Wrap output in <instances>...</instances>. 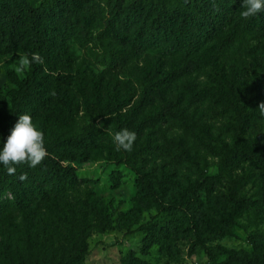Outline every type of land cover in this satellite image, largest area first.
<instances>
[{
  "label": "trees",
  "instance_id": "16d2710c",
  "mask_svg": "<svg viewBox=\"0 0 264 264\" xmlns=\"http://www.w3.org/2000/svg\"><path fill=\"white\" fill-rule=\"evenodd\" d=\"M243 10L242 0H0V54L39 53L44 59L22 77L6 70L15 87L0 122V148L22 114L42 117L62 130L45 138L48 156L37 167L16 165L15 173L8 174L0 165V211L20 209L25 221L40 210L61 211L63 196L83 181L65 161H74L108 136L89 121L74 128L76 116L79 111L92 118L110 116L114 132L126 128L137 134L133 150L119 151L114 160L134 172L136 192L163 213L137 225L142 253L150 241L185 224L192 244L205 253L200 264H264V237L247 234V248L205 243L209 234L233 233L243 208L264 204V117L258 108L264 97V12L245 20ZM73 38L103 51L109 78L115 79L117 71L134 76L140 85L135 97H101L99 80L75 61L69 48ZM148 47L159 48L167 68L139 75L138 58ZM241 49L251 55L254 74L248 87L216 60ZM196 71L206 73L202 85L186 81L178 93L166 96L170 83ZM205 97L229 115L223 134L197 107ZM154 100L158 106L150 110ZM158 155L183 170L144 169ZM206 156L215 158L213 171L205 169ZM242 162L254 175L251 194L242 191L246 173L236 171ZM215 183L222 189L213 192ZM79 202L80 207L61 213L63 231L30 238L21 250L0 246V264H83L90 232L114 224L99 203ZM120 264L150 263L129 248Z\"/></svg>",
  "mask_w": 264,
  "mask_h": 264
},
{
  "label": "rangeland",
  "instance_id": "374dc122",
  "mask_svg": "<svg viewBox=\"0 0 264 264\" xmlns=\"http://www.w3.org/2000/svg\"><path fill=\"white\" fill-rule=\"evenodd\" d=\"M251 43L252 41L248 42V44ZM69 48L75 56V61L85 67L86 72L91 73L93 78L99 80L101 97L109 99L112 94L123 96L129 94L132 95V98L135 97L140 89L137 79L123 71H117L115 79L109 78V73L101 62L103 51L99 47L82 46L77 39L73 38L69 40ZM23 54L22 52H17L14 55L12 53L0 54V122L7 112L10 92L15 87L14 83L6 76V70H12L18 77H22L24 73L17 74L15 67ZM250 58V53L246 49H241L238 52H226L218 55L216 60L218 65L242 87H248L254 74L249 65ZM167 61L158 47H148L138 58L139 75L146 71L150 74L164 71L167 68ZM205 70L208 71L209 68L206 67ZM186 81L200 86L206 81V73L205 71H196L179 77L170 83L166 96L178 93ZM82 98L86 99L83 96L80 97V99ZM157 106L158 101L154 100L148 108L154 110ZM197 107L205 111L204 118L214 130L222 134L225 132L224 127L228 122L229 115L220 106L210 105L208 98L205 97L197 103ZM80 112L75 118L74 128H77L82 122L89 121L108 132V136L98 141L96 147L83 150L74 161H65L75 167L83 181L75 184L63 196L60 203L61 211L51 213L45 209L40 210L33 217H29L28 221H25L20 209L6 207L1 210L0 246L21 250L30 238L39 237L42 234L49 235L54 229L63 231L61 213L70 208L80 207L79 200L86 198L99 203L108 211L113 218L114 225L104 231L93 230L90 232L87 236L88 251L82 261L83 264H120V257L129 248L150 264L203 263L206 259L205 253L198 244H192L194 242L193 234L184 227L185 224H182L176 233H170L150 241L145 252L142 253L139 250L143 241L142 232L136 228L137 225L152 215L161 217L163 213L158 212L150 200L136 192L134 172L124 163L114 160L113 155L119 151L116 150L113 141L115 132L111 117L92 118V116ZM33 123L44 133V139L62 131L42 117L33 119ZM214 160V157L206 156V171L214 170ZM149 167H152L157 173L162 169L175 174L183 170L181 166L170 162L164 155H158L149 160L144 169ZM236 171L246 173L242 191L251 194L254 190L255 180L248 164L240 163ZM221 189L220 184H214L213 192ZM7 196L9 195H2L1 201H4ZM247 234L264 237V204L243 208L236 218L233 233L223 236L209 234L205 237V243L208 245L220 243L227 247L247 248L249 246L245 239Z\"/></svg>",
  "mask_w": 264,
  "mask_h": 264
},
{
  "label": "clouds",
  "instance_id": "9594fccd",
  "mask_svg": "<svg viewBox=\"0 0 264 264\" xmlns=\"http://www.w3.org/2000/svg\"><path fill=\"white\" fill-rule=\"evenodd\" d=\"M243 11L240 16L247 20L264 12V0H242ZM33 63L43 64L44 59L39 53H25L18 61L15 71L22 75L30 70ZM54 94V93H53ZM260 115L264 117V103L258 106ZM137 139V134L126 128L114 133L113 141L117 151L131 152ZM48 156L45 147L44 133L33 123L28 114L19 115L18 120L11 129L10 135L0 148V165H3L8 174H14L16 165L27 164L35 168ZM22 175L20 179H25Z\"/></svg>",
  "mask_w": 264,
  "mask_h": 264
}]
</instances>
